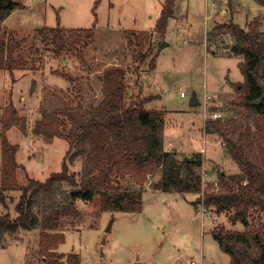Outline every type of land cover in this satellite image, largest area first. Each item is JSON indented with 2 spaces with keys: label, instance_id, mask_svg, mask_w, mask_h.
Masks as SVG:
<instances>
[{
  "label": "rangeland",
  "instance_id": "374dc122",
  "mask_svg": "<svg viewBox=\"0 0 264 264\" xmlns=\"http://www.w3.org/2000/svg\"><path fill=\"white\" fill-rule=\"evenodd\" d=\"M2 1L12 5L1 21L2 29H11L15 38L22 40L14 55L25 65L14 70L15 82L7 70H0V179L3 157L8 156L2 144V108L12 102L17 118L4 134L11 144L18 145L13 181L22 186L27 177L44 180L51 172L59 171L69 147L61 137L47 143L33 132L41 108L74 104L77 93L83 96V104H93L100 96V71L125 62L126 31H153L164 0ZM176 8L185 18L176 14L163 33H154L153 42L159 47L155 69L141 66L139 80L146 78L147 82L141 84L140 91L134 85L136 74L131 69L128 89L133 96L139 91L140 96L153 97L144 107L167 111L165 145L171 143L182 158L202 155L194 180L203 188L215 182L220 172H239L226 145L204 130L211 113L220 112V119L231 115L227 109L234 95L233 84L242 77L238 67L241 55L230 49L233 35L228 28L215 25L231 21L244 27L259 16L260 30L264 31V5L258 0H178ZM223 8L232 12L224 15L220 12ZM57 13L65 28L95 25L94 39L84 38L77 46H64L58 53L53 45L44 46L37 29L55 26ZM211 32L216 36L209 42ZM193 94L199 101L195 106L189 104ZM206 95L212 96L205 100ZM205 143L206 154L200 150ZM219 146L223 150L218 151ZM80 168V159L70 166L75 171ZM117 177L113 179L121 188L137 189L128 176ZM160 178L161 168L143 185L138 212L101 211L98 196L92 201L75 200L71 209L77 213L70 210L61 218L65 238L58 251L77 253L81 264H188L189 257H201L203 264H228L229 255L219 248L210 229L223 224L228 229L242 230L243 223L231 221L229 213L217 215L205 210L199 194L155 189ZM69 188L64 183L56 189V199L51 202L54 207L61 205L62 191ZM19 194L17 189H7V208L0 202V213L9 210L15 216ZM39 231L36 226L3 234L0 264H41Z\"/></svg>",
  "mask_w": 264,
  "mask_h": 264
},
{
  "label": "trees",
  "instance_id": "16d2710c",
  "mask_svg": "<svg viewBox=\"0 0 264 264\" xmlns=\"http://www.w3.org/2000/svg\"><path fill=\"white\" fill-rule=\"evenodd\" d=\"M258 2L264 5V0ZM96 4L97 1L93 11ZM174 5L175 0L163 1L153 31H126L129 37L123 54L125 62L100 71V96L93 104H83V96L77 93L74 104L41 108V117L36 120L33 132L47 143L61 137L69 145L61 169L51 172L44 180L27 177L22 186L13 181L18 167V145L11 144L4 132L13 125L16 109L12 102L2 108V144L8 156L3 157L0 202L7 208V189H17L20 194L14 206L15 216L9 210L0 213V244L5 233L39 226L41 264H80L77 253L58 251L65 238L61 218L70 210L77 213L71 209L75 200L92 201L98 196L101 211L138 212L142 207L143 185L161 168L155 189L199 194L205 210L217 215L229 213L231 221L243 223L242 230L228 229L223 224L210 229L219 248L229 255L228 264H264V31L260 30L261 18H252L244 27L231 21L215 25L228 28L234 37L230 49L241 55L238 67L242 80L233 84L234 95L227 109L231 115L226 119L211 117L204 130L221 139L239 172H220L215 182L201 188L194 177L202 164V155L196 153L194 158H182L176 151L166 150L164 110L144 107L153 97L139 95L144 82L139 80L141 66L151 70L156 67L159 47L155 46L153 36L166 30L175 12ZM11 10L10 2L0 0V70H7L15 82L14 70L25 63L14 55L22 40L16 39L11 29H2L1 21ZM56 20L55 26H42L37 34L44 46L53 45L57 53L64 46H77L84 38L94 39L95 25L65 28L60 25L58 13ZM214 35L212 32L208 35L209 42ZM131 69L136 74L134 85L139 87L135 96L128 89L127 74ZM77 159L81 161L80 170H71V164ZM127 176L137 189L121 188L113 179ZM64 183L70 188L62 191L63 200L58 203L61 205L54 207L51 202L56 199V189Z\"/></svg>",
  "mask_w": 264,
  "mask_h": 264
},
{
  "label": "crops",
  "instance_id": "0c3cea01",
  "mask_svg": "<svg viewBox=\"0 0 264 264\" xmlns=\"http://www.w3.org/2000/svg\"><path fill=\"white\" fill-rule=\"evenodd\" d=\"M178 2V0H175V5H174V8H175V12H174V15H176V14H178V16L180 17V18H182V19H184L185 17H184V13L183 12H179V10L176 8V3ZM221 11V13H223L224 15L226 14V13H228V12H232V11H228L227 10V8H223V9H220ZM214 12H216V10H215V8H214ZM173 15V16H174ZM214 16V15H213ZM173 18V17H172ZM209 31V30H208ZM116 64H122V63H115L114 65H116ZM155 69V68H154ZM153 69V70H154ZM93 78V77H92ZM242 80V77H240L239 79H237L235 82H239V81H241ZM145 82H147V79L145 78L144 79V83ZM227 82H229V81H227ZM229 84H230V82H229ZM230 85H232V84H230ZM164 110V130H163V145H164V148L166 149V150H173V148H175L174 146H172L171 145V143H167V145H165V128H166V116H167V111L165 110V109H163ZM205 137V136H204ZM218 140V139H217ZM215 143H218V142H215ZM209 144H211V145H213L212 143H209ZM207 144L205 143L203 146H202V148L200 149V150H203V152H205V154H206V148H205V146H206ZM220 147V146H219ZM176 149V148H175ZM221 150H223V147H220L219 149H218V151H221ZM239 171V170H238ZM65 234V233H64ZM60 252H63V251H60ZM79 259H80V257H79ZM80 264H81V262H80Z\"/></svg>",
  "mask_w": 264,
  "mask_h": 264
},
{
  "label": "built area",
  "instance_id": "2783aa9c",
  "mask_svg": "<svg viewBox=\"0 0 264 264\" xmlns=\"http://www.w3.org/2000/svg\"><path fill=\"white\" fill-rule=\"evenodd\" d=\"M181 95H184V93L181 92ZM210 96H212V95H206L204 99L206 100V99L209 98ZM220 115H221L220 112H213V113H211L210 116H211L212 118H218ZM188 264H203V261H202L201 257L198 258V259H196V258H194V257H189V259H188Z\"/></svg>",
  "mask_w": 264,
  "mask_h": 264
},
{
  "label": "water",
  "instance_id": "95a60500",
  "mask_svg": "<svg viewBox=\"0 0 264 264\" xmlns=\"http://www.w3.org/2000/svg\"><path fill=\"white\" fill-rule=\"evenodd\" d=\"M189 104H190L191 106H195V105H198V104H199V101H198V99H197V97H196L195 94H193V95L190 97ZM199 200H200V197H197V198H196V201H199ZM106 229L109 230V229H110V226L108 225Z\"/></svg>",
  "mask_w": 264,
  "mask_h": 264
}]
</instances>
